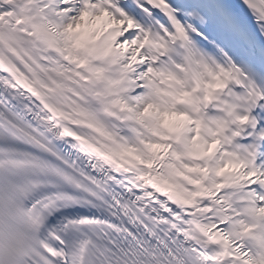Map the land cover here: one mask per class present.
Wrapping results in <instances>:
<instances>
[{
	"label": "snow or ice",
	"instance_id": "snow-or-ice-1",
	"mask_svg": "<svg viewBox=\"0 0 264 264\" xmlns=\"http://www.w3.org/2000/svg\"><path fill=\"white\" fill-rule=\"evenodd\" d=\"M0 264H264V0H0Z\"/></svg>",
	"mask_w": 264,
	"mask_h": 264
}]
</instances>
